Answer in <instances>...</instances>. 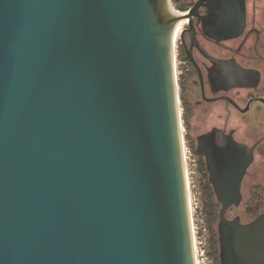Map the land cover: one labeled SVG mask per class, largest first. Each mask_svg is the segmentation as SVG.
Returning a JSON list of instances; mask_svg holds the SVG:
<instances>
[{
    "label": "water",
    "instance_id": "1",
    "mask_svg": "<svg viewBox=\"0 0 264 264\" xmlns=\"http://www.w3.org/2000/svg\"><path fill=\"white\" fill-rule=\"evenodd\" d=\"M170 0H0V264H196ZM250 159L222 162L219 264H264Z\"/></svg>",
    "mask_w": 264,
    "mask_h": 264
},
{
    "label": "flooded vegetation",
    "instance_id": "2",
    "mask_svg": "<svg viewBox=\"0 0 264 264\" xmlns=\"http://www.w3.org/2000/svg\"><path fill=\"white\" fill-rule=\"evenodd\" d=\"M170 1L185 17L175 42L183 143L211 189L213 167L250 159L242 198L264 162V0Z\"/></svg>",
    "mask_w": 264,
    "mask_h": 264
},
{
    "label": "rangeland",
    "instance_id": "3",
    "mask_svg": "<svg viewBox=\"0 0 264 264\" xmlns=\"http://www.w3.org/2000/svg\"><path fill=\"white\" fill-rule=\"evenodd\" d=\"M175 42L176 46H178L179 34L176 37ZM179 71L180 69L177 68V73ZM189 156L190 159L189 161H187L189 167L188 184L191 193L193 226L196 232L197 242L201 243L200 248L204 251V264H216L214 261L212 249V231H215L216 233L218 217L215 220L210 221V218L207 215L206 208L203 202V188L208 182L206 181L203 173L201 172L200 167L197 164L196 158L190 153ZM252 172L255 173V176L247 177L242 184V199L240 206L238 208H232L228 211V219L239 217L241 222L245 223L253 219L251 214H253L254 212H264V202L261 205L260 203H258L259 201L253 202L255 192L256 196L264 198V162L262 164H257L255 168L252 169ZM212 200L215 204H217L214 196Z\"/></svg>",
    "mask_w": 264,
    "mask_h": 264
},
{
    "label": "trees",
    "instance_id": "4",
    "mask_svg": "<svg viewBox=\"0 0 264 264\" xmlns=\"http://www.w3.org/2000/svg\"><path fill=\"white\" fill-rule=\"evenodd\" d=\"M258 190V189H257ZM213 192L212 189L210 187V185L207 183L206 186H204L203 188V198H204V206L206 208V212L208 217L211 220H215L218 217V210H219V205L215 204L213 202ZM260 203V205L264 202V198L263 197H258L256 196V192H255V196L253 197V202H257ZM257 210V209H256ZM260 213L258 212H254L253 214H251L252 218L254 219L255 217H257ZM212 249H213V257H214V261L216 264H219V260H218V245H217V236L215 231H212Z\"/></svg>",
    "mask_w": 264,
    "mask_h": 264
},
{
    "label": "built area",
    "instance_id": "5",
    "mask_svg": "<svg viewBox=\"0 0 264 264\" xmlns=\"http://www.w3.org/2000/svg\"><path fill=\"white\" fill-rule=\"evenodd\" d=\"M183 152H184V158H185V163H186L187 181H188V179H189L188 178L189 167H188V162L187 161H189L190 156H189V151L185 147L184 143H183ZM188 188H189V184H188ZM189 195H190V204H191V193H190V190H189ZM193 237H194V249H195L196 264H204V260H205L204 251L201 250V248H200V244L201 243L197 242V237H196V232L194 230V227H193Z\"/></svg>",
    "mask_w": 264,
    "mask_h": 264
},
{
    "label": "bare ground",
    "instance_id": "6",
    "mask_svg": "<svg viewBox=\"0 0 264 264\" xmlns=\"http://www.w3.org/2000/svg\"><path fill=\"white\" fill-rule=\"evenodd\" d=\"M179 30H180V26L177 28V30H176V34H175V36L177 37V34H178V32H179ZM176 56V55H175ZM176 65V64H175ZM192 211V210H191ZM194 227V226H193Z\"/></svg>",
    "mask_w": 264,
    "mask_h": 264
}]
</instances>
